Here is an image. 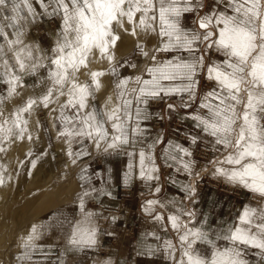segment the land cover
<instances>
[{
  "label": "snow or ice",
  "instance_id": "snow-or-ice-1",
  "mask_svg": "<svg viewBox=\"0 0 264 264\" xmlns=\"http://www.w3.org/2000/svg\"><path fill=\"white\" fill-rule=\"evenodd\" d=\"M6 3L7 0H0V8ZM12 3L14 15L10 17L11 24L6 26L15 29V38H9L4 28L0 27V38L7 45L6 52L5 44L0 43V83L8 85L7 96L0 97V138L4 141L10 137L23 138L29 123L25 114L32 116L40 105L47 109L49 105L57 104L63 122L58 138L68 137L66 143L70 145L75 137H81L96 149L102 148L105 153L122 149L130 144L129 120L134 121L131 125L133 137L143 132L139 126L141 104L162 95L185 93L188 99L183 106L190 107L189 101H194L196 97V77L206 67L207 79L214 80L216 88L201 99L200 107L207 109L208 117L194 115L192 119L206 135L214 138V146L221 145L228 152L222 160L211 162L217 165L213 175L224 177L233 186L264 199V125L260 124L261 117L257 115L258 111L264 113V0H215L212 10L202 15L204 0H35L42 14L60 18L51 56L38 45L24 44L22 37L25 33L22 27L17 26L21 20L27 21L29 17L35 20L41 15L33 0H12ZM221 5L223 10L219 7ZM24 12L27 15H23ZM188 13L194 14L193 24L198 27L189 29L183 25V17ZM128 26H131L132 36L139 37L141 33L145 36L159 35L160 45L152 51L185 52L188 56H174L165 62H158L156 55H152L153 66L146 68L150 79H142L141 76L131 81L129 78L120 79L115 84L119 89L118 103L110 95L101 110L97 111L89 101L94 100L95 93L102 90L101 78L116 74L115 50L121 39L117 30ZM136 47L144 57L149 56L139 41ZM209 50L223 55V63L213 61L206 66ZM8 53H11L15 67L4 58ZM97 54L110 65L108 72L91 68L93 57ZM45 62L51 65L48 73L50 85L46 92L28 98L24 105L11 113V118L5 117L2 108L4 100L19 95L17 87H23L18 73L34 75L39 67L45 66ZM78 74L90 78L91 83L81 80ZM165 81L169 83L164 84ZM177 81L180 83H174ZM130 83L135 86L130 87ZM62 96L67 97L64 102L60 100ZM90 107L91 111H85ZM168 107L175 109L172 104ZM64 109H72L73 116L65 115ZM106 124L110 125L111 132L106 129ZM28 139H32L31 135ZM197 139L192 137L191 143L195 144ZM174 148L183 156L192 155L178 144ZM3 151L5 149L0 147V152ZM68 154L78 158L88 155V152L81 149ZM146 161L149 163L146 164ZM36 163V160L31 161L32 168L36 167ZM181 163L184 170L190 173L192 162ZM139 168V178L146 181L158 179L152 175L158 171L152 156L146 155L143 150L139 152ZM131 175L129 171L126 178L130 179ZM3 183L4 177L0 175V185ZM186 187L194 197L195 185ZM155 191L158 193L160 188ZM157 204V200H148L144 207L146 214L151 215ZM182 214L190 218L187 223L181 221L179 214L167 217L168 224L178 234L175 244L164 240L162 246L165 258L170 259L171 264H247L242 258L241 246L258 249L264 254V206L253 208L246 205L235 226L216 233L215 240L226 241L227 247L217 246L205 230L204 223L199 227L189 226L195 213ZM91 215L85 213V218ZM153 219L163 221L164 217L157 213ZM83 223L81 221L73 226L69 243L81 247L95 245V229L83 227ZM31 232L32 235L24 242L25 247L35 246L30 242L37 238V227L32 226ZM152 235L155 236V233ZM200 244H206L211 251H202L197 247ZM158 250L150 248L149 252L155 254Z\"/></svg>",
  "mask_w": 264,
  "mask_h": 264
},
{
  "label": "rangeland",
  "instance_id": "rangeland-1",
  "mask_svg": "<svg viewBox=\"0 0 264 264\" xmlns=\"http://www.w3.org/2000/svg\"><path fill=\"white\" fill-rule=\"evenodd\" d=\"M33 5L36 8L37 12L41 13V15H38L35 20H33L31 17H29L27 21L21 20L19 22V25L17 26L22 27V30L25 33L22 37V39L25 41L24 44L28 43L32 46L38 45L40 49L47 53V55L51 56V49L55 46L56 43V32L60 27V18H49L46 15L42 14V9L40 8L39 4L35 3V0H33ZM12 7V0H7L6 5L0 8V27L4 28V31L9 35V38L14 39L15 29L11 26H6L11 24L10 17L14 15L11 11ZM23 15H27V13L24 12ZM191 21L192 17L190 18L189 22ZM193 26L198 27L196 25ZM148 40L150 42V46L152 47L150 52L148 51V57H144L140 53L139 49L136 47V43L130 55L121 60L116 61V74L105 75L101 78L103 87H105L104 83L106 87L102 88L101 91L96 92L95 99L89 101L90 105L94 106L97 111L101 110V106L104 104V102L110 95L113 97V100L118 103L117 94L119 92V89L115 87V84L120 79L129 78L131 81L134 80L136 76H141L142 79L150 78L146 73V68L149 66H153L151 56L156 55L157 57V55L160 54L159 52L156 53L152 51L160 45V37L158 34H153ZM0 43L5 44V51L7 52L6 41H3V39L0 38ZM141 44L145 49V44ZM20 47H23V45H21ZM197 54L199 55V53ZM220 55L221 54H219V57ZM222 57V60H224L225 57L221 55V58ZM4 58L8 59L9 63L13 65V67H15V62L11 57V53H8ZM159 59L160 58H157L158 62ZM141 60H143L142 64H140ZM104 61L105 63L94 56L92 64L90 66L93 70L108 72L110 70V65L106 60ZM0 63H2V60H0ZM132 64H135L136 67H131ZM50 68V62H45V66L39 67L34 75L27 73H18L21 76V83L23 84V87H17V92L19 93V95L12 97L13 104H11L10 101L7 99L4 100L2 108L3 115L5 117L11 118V113H13V111L17 107L24 105L28 98L35 97L32 94L31 89H34L36 86H38V84L44 79L49 81L48 73ZM0 71H2V69H0ZM78 75L81 80L91 83L90 80L84 79L85 76L81 74ZM206 80L208 82L216 83L214 80L207 79V73ZM134 86L135 85L130 83V87ZM7 88V83H0V97L7 96ZM103 89L106 93L103 92ZM66 99L67 97H60L61 102H64ZM91 110L92 108L90 107L85 111ZM64 114L69 117H72L74 113L72 109H64ZM257 115L261 117L260 124L264 125V113L258 111ZM30 118H35L36 120H38L39 126H35L34 128H32L28 123V132L25 133L23 138L15 139L10 137L7 141H4L2 138H0V147L5 149V151L0 152V165L2 163L5 165L7 164L6 160L9 155V152H11L12 149L16 148L15 151L17 150L12 157L11 173L13 174V176L10 177L11 182L15 183L18 178L23 179L26 175L27 169H32L31 161H40L42 157H44V155H46L47 162L49 163L48 167L50 169H53L54 171L58 170L57 167L60 162L63 164L60 167L59 173L61 177V183L66 182L70 175L72 167H69V163H67L69 162V159H71L70 163L74 164V166L76 167V171L74 173V180L71 183L67 184V187L71 185V190L62 193L61 196L58 197V201L61 202L63 205H60V207L58 205V208L57 206L55 208H50L48 212L42 216L43 218L40 217V221H38L39 223L26 222L25 224L24 222L22 223L23 227H21L20 229V225L18 224L19 222L17 223L16 217L14 218V211L12 212L13 214H11L12 217L10 216L11 218H9L11 220L7 219L6 222L3 221V223L1 221V215L5 211V206L3 205L1 207L0 226L2 225V230L4 229V227L6 228V230L2 231L0 228V264H112L111 258L104 255H100L98 254V252L96 255L91 256L89 255L90 253L84 251L82 253L83 256H80L79 249L81 248V246L70 244L69 237L71 236L73 226H75L81 221H84L83 227L94 228L96 231V244L89 247H91L92 249H99L101 253L106 252V254H110L107 252L111 251L117 252V249L119 248L118 257L124 255L123 245L125 243H123L122 240L124 238L133 239V236L131 235V228H129L130 222H128L127 220H131V215L136 216V212L139 209V205L143 201L150 198L156 200L157 197H160L163 194L162 188H160V191L158 193L155 191V189L152 191L148 190L151 189L154 179L151 181H146L144 179L139 178V152L143 150L147 155L149 153L147 150L148 145L142 143L138 135L135 137L132 136L131 125H133L134 121L129 120L128 132L130 137V144L116 151H121L123 152L122 154H125L126 152V154L128 153V157L130 158L129 162L126 161L129 163L126 167L128 168V170L131 171V176L133 178L130 183L131 185L127 186L126 190L121 191V193L127 195L126 197L128 199V203H126V206L130 207V200L132 202V205L131 208L125 210L126 214H123L122 210H120L119 212L117 211V213H104L101 212V208L97 207L95 199L92 196V185L89 181L88 171L89 160L94 156L105 153L103 149H96L94 146V149L92 150L93 144L87 139L81 137H75L70 145L66 143L68 137L58 138V132L63 130V122L60 119V109L57 104H51L47 109L44 108L43 105L36 107L32 116H28L27 114H25V119L29 120ZM192 125L193 129H196V131L199 130L203 132L202 127H197V123L192 122ZM177 126L179 127V124H177ZM105 127L106 129H108L109 132H111L110 125L106 124ZM53 131L55 135H53ZM174 132L176 133V139L178 141H183L186 135L195 134V132L188 131L187 129L184 132L182 130H175ZM29 135H31L32 137L31 140L28 139ZM203 135L205 136L201 137L203 138V140L206 141H201V144H204L207 147L206 149L208 150V153L205 157L200 158L195 156L196 158L192 161L190 158L191 156H183L179 151L174 150L171 155H166L168 156V158L165 161L161 160L168 166L175 168V171L173 172L177 174L176 176L174 175L173 178L169 179L168 183L174 185V182L178 185L175 188L173 187L175 190H171L169 191V193L165 194V197L162 198L161 203H159L158 201V204L155 205V208H158V210H160L161 208L165 213H162V216L164 217L163 221H156L155 219L154 221L155 223L158 222V224L163 227L162 231L165 235L162 236L163 238H161L164 240H171L174 244L177 242L178 234L173 231L171 226L168 224L167 217L169 215L179 214L181 215L182 222H188L190 218L188 216L183 215L182 212L195 213L193 211L195 207L185 206L183 201L185 194H183V190L186 193V190H188L186 187L187 184L193 183L199 177L202 178L203 176H206L205 179H203L206 182V185L211 184L213 186H216V189L219 192L236 193V204L234 207L235 210L231 215L227 228L229 226H232V224L233 226H235L240 213L243 211L246 205L253 208H261L262 206H264V199H262L261 197L239 186H233L231 183L227 182L224 177L213 175L215 167L217 165H214L211 162L218 159L222 160L224 156L228 154V152L221 145L214 146L213 137L208 136L205 133ZM81 140L82 142H80ZM133 140L135 141L134 144L132 143ZM198 142L196 143L198 144ZM57 144L62 146L64 149L57 151ZM180 146L188 149V147L185 146L184 142H182ZM81 149H86L88 155H82L77 158L75 156H69L68 154L69 151H71L72 153H77L80 152ZM188 150L191 152V149ZM111 151L112 150H110L109 152ZM129 153H131L132 155L130 156ZM73 159L76 160L75 163L72 162ZM161 161H158L156 159L157 165L158 163H160L161 167L166 168V165L163 164ZM181 161L192 162V171L190 173L184 170ZM79 162L84 163L80 164ZM123 163H125V161ZM148 163L149 162L146 161V164ZM129 165L132 166L131 169L129 168ZM220 166L225 168L230 167L229 165ZM194 172L196 173L193 177ZM197 173H199L200 175L197 176ZM152 175L154 177H157V172L153 173ZM61 183H56L54 187L52 186L53 188L51 187L48 189V192L51 190L55 191V188L60 186ZM157 183H159L158 179L156 181V184ZM15 189L17 190V194L18 190L21 191V193H23L24 190V188L20 184L18 185V187L15 186ZM85 193L88 194L85 195ZM18 195L16 196V200L19 199L17 202H20L22 201L20 200L21 194L19 195V197ZM192 198L193 196L191 197V199ZM23 201L27 202L28 197L23 196ZM81 201H83V211H81ZM165 203L167 204V206H164ZM17 204L18 203H15L14 205L18 208ZM15 207L10 206V208L12 209H14ZM85 213H92V215L91 217L86 219ZM8 220L12 223H9ZM193 220L194 218H192V221ZM14 222L15 225H13ZM125 223H127L126 226ZM193 225L194 224H189L190 227ZM32 226H38L36 234L37 238L34 241L30 242V244H34L35 246L25 247L24 242L30 235H32ZM195 226L197 227V225ZM15 227H19V229H16ZM164 240L162 242H164ZM100 241H103L105 244L107 243V246L103 248L100 247ZM216 244L218 247L228 246V243L224 240H216ZM197 247H199L202 251L205 252L211 251V249H209L206 244H200L197 245ZM157 248L159 250L157 256H155V260L162 262V264H171V260L165 258L163 247L162 249H160V247L157 246ZM241 249L243 252L242 258L247 261V264H264V254H261L258 249L244 246H241ZM129 262H133V260Z\"/></svg>",
  "mask_w": 264,
  "mask_h": 264
},
{
  "label": "crops",
  "instance_id": "crops-1",
  "mask_svg": "<svg viewBox=\"0 0 264 264\" xmlns=\"http://www.w3.org/2000/svg\"><path fill=\"white\" fill-rule=\"evenodd\" d=\"M204 3L205 7L201 11V15L204 12L212 10V8L215 6V0H204ZM219 7L221 10H223V5ZM184 17L182 21L183 25L189 29L194 28V14L188 13L185 14ZM191 17L192 21L189 22ZM201 47L203 46L201 45ZM159 53L160 54H158L156 57V59L160 58L159 62H165L172 59L174 56H188V54L185 52ZM222 59L223 57L221 58V55L219 57V53L209 50L206 55L205 65H210L213 61L218 64L223 63L224 60ZM142 63L143 60L140 61V64ZM196 79L198 81L196 88V97L194 101H189V103L191 104L190 107L185 108L183 106V102L188 99L187 94L185 93L172 96L162 95L158 98L148 99L146 104H141L139 106L142 110V117L139 120V126L141 129H143V132L142 134L138 135V137L142 143L148 145V154L152 156L155 167L158 170L157 177L159 183L156 184L157 179H154L151 189L148 190L152 191L157 187L162 188L163 194L156 199L157 201H159V203L162 202V198L165 197L166 193H169V191L171 190H175L174 188L178 185L174 182V185L168 183V180L173 178V176H176L177 174L173 172L175 171V168L170 167L163 162L168 158V156L166 155H171L174 150L176 151L174 146L177 144L180 145L182 144V142H184L185 146H187L188 149H191L192 155L190 158L193 161V159L196 158L194 154L196 150L201 147L207 148L204 144H201V141H206L201 137L205 136L203 135L204 133L199 130L196 131V129H193L192 122L197 123V121L192 119V116L200 115L205 118L208 117L207 109L201 108L200 103L202 97L206 93L216 88V83L208 82L206 80V67L205 69H201L199 71ZM163 83L168 84L169 82L165 81ZM174 83H180V81ZM209 103H215V101H209ZM169 104L175 105V109H169ZM177 124H179V127L177 126ZM186 129L188 131L195 132V134L186 135L183 141H178L176 139V133L174 131L182 130L184 132L186 131ZM192 137H198V144L191 143ZM150 145L154 146L150 148ZM122 153L123 152L116 150L109 153H103L94 156L88 162L89 181L92 185V196L95 199L97 207L101 208V212L104 213H117V211L119 212L120 210H122L123 214H126L125 210L131 208L132 205V202L130 200V207L126 206V203H128V199L126 197L127 195L121 193V191L126 190L127 186L131 185L130 183L133 178L132 176L130 179L126 178V174L130 171L126 167L127 164H129L128 162L130 161V158L127 155L128 153ZM156 159L158 161L163 160L161 162L166 165V168L161 167L160 163H158L157 165ZM124 161L126 164L123 163ZM195 173L196 172H194L193 177ZM194 183L195 181L193 183L187 184V186L194 185ZM195 191L196 195L191 199L192 196L190 194V191L186 190L185 193V191L183 190V194H185L183 200L185 206L195 207L193 211L196 214L194 216L192 224L199 227L201 223H204L205 230H207L210 234V237L215 240L216 233L222 232L223 230L227 229V225L229 224L231 215L235 210L234 207L236 204V193L219 192L216 189V186L213 185H205L203 186V188H201V190H197L195 188ZM148 200L155 199L150 198L143 201L139 205L136 216L131 215V220H127L128 222H130L129 228H131V235L133 236V239L124 238L122 240V242L125 243L123 245V256L118 257L119 248L117 249V252H107L110 254H106V252H104V254L101 253L99 249H92L89 246L81 247L79 249L80 256H83L82 253L84 251L90 253L89 255L91 256L96 255L98 252V254L100 255L111 258L112 264H162V262L155 260V256H157L158 251L155 254H152L149 252V249H158L157 246L162 249V241L164 240L162 239V236H164L165 234L162 231L163 227H161L158 222L155 223L153 217L157 213L162 215V213L165 212H163L161 208L160 210H158V208H155L154 206L152 214H146V212L144 211V207L146 206V202ZM164 206H167V204L165 203ZM126 225L127 223H125V226ZM153 233H155V236L152 235ZM157 236L160 237L159 240L156 239ZM100 245V247L103 248L107 246V243L105 244L103 241H100ZM131 260H133V262H129Z\"/></svg>",
  "mask_w": 264,
  "mask_h": 264
},
{
  "label": "bare ground",
  "instance_id": "bare-ground-1",
  "mask_svg": "<svg viewBox=\"0 0 264 264\" xmlns=\"http://www.w3.org/2000/svg\"><path fill=\"white\" fill-rule=\"evenodd\" d=\"M117 31H118V34L121 37V39L118 41V47L115 50L116 61L121 60V59L127 57L128 55H130L134 49L135 44L138 41L140 43L145 44V50L146 51L150 52V50L152 49V47L149 44L150 42L148 39L153 34L145 36L143 33H141V35L139 37L132 36L130 34L131 26H128L124 29H118ZM26 44L30 45L28 43H26ZM95 57L99 58L102 62L105 63V61L102 58H100L98 54L95 55ZM84 79L90 80V78H88V77H84ZM49 83H50V81H48L46 79L42 80V82H40L38 84V86H36L34 89L33 88L31 89L32 94L35 97L43 95L46 92L47 87L50 85ZM104 86L106 87L105 83H104ZM105 87H103V88H105ZM104 91L105 90L103 89V92ZM104 93H106V92H104ZM9 101L11 104H13L12 98ZM28 122L32 128H34L35 126L37 127L38 120H36L35 118H30L28 120ZM53 135H55L54 131H53ZM92 147H93L92 148V150H93L94 145H92ZM56 148H57L56 149L57 151L64 149L59 144H57ZM15 149H12L11 152H9V155L7 157V160H6L7 164L5 165L2 163L0 165L1 166L0 167V175H2L4 177V183L2 185H0V209L3 205L5 206V211L1 215L2 216V219H1L2 222L3 221L6 222L7 219L11 218L12 217L11 214H13L12 212L14 211V218L16 217V219H17L16 222L17 223L19 222L18 224L20 226L19 225L18 226L21 229V227H23L22 223H24V222H25V224H26V222H28V223L29 222H36L37 223L38 221H40V217H42L44 214H46L50 208H55L56 206L58 208V205H59V207H60V205H63L61 202L58 201V199H59L58 197L61 196L62 193L68 192L69 190H71V187H70L71 185L67 187V184L71 183L74 180V173L76 171V167L74 166V164L70 163L71 159H69L68 160L69 162H67V163H69V167H72V169H71V172H70V175H69L67 181L61 183L60 182L61 177H60L59 173H60V167L63 164L59 161L60 162V164H58L59 168L57 167L58 170L54 171L53 169H50L48 167L49 163L47 162L46 155H44V157H42V159L40 161L39 160L37 161L35 168H32L31 170H29V168H28L26 171L25 177L23 179L18 178L17 181L14 183V182H11L10 177L13 176V174L11 173V169H12L11 163H12L13 154L17 151V150L15 151ZM63 154H62V156H63ZM79 163L81 164L84 162H79ZM56 183H61V185L58 186L57 188H55L56 189L55 191L51 190L52 192L51 191L48 192V189L51 188L52 186L54 187ZM19 184L22 185L24 190H23V193H21V191L18 190V194L19 195L21 194L20 200H22V201L17 202L19 199L16 200V196L18 194H17V190L15 189V186L18 187ZM19 195H18V197H19ZM23 196L28 197L27 202L23 201ZM15 203H18L17 204L18 208L15 207V205H14ZM10 206L15 207L16 209L15 208L12 209V208H10ZM9 220H11V219H9ZM10 222L11 221H9V223ZM17 223H16V225H17ZM13 225H15V222L13 223ZM28 225H26V226H28ZM35 225H37V224H35ZM1 226H0V228H1ZM38 226H39V224H38ZM19 227H17V228L19 229ZM2 228H1V230H2ZM3 230H6V228L4 227Z\"/></svg>",
  "mask_w": 264,
  "mask_h": 264
},
{
  "label": "built area",
  "instance_id": "built-area-1",
  "mask_svg": "<svg viewBox=\"0 0 264 264\" xmlns=\"http://www.w3.org/2000/svg\"><path fill=\"white\" fill-rule=\"evenodd\" d=\"M207 153H208V150L204 147H201L198 150H196V152L194 154L196 157L202 158V157H205ZM205 177L206 176H203L202 178L199 177L195 180L194 185H195V188L197 190H201V188H203V186L206 185V182L203 180V179H205Z\"/></svg>",
  "mask_w": 264,
  "mask_h": 264
}]
</instances>
